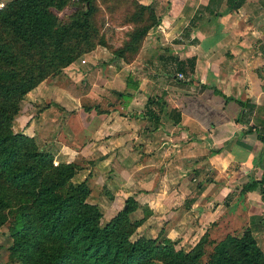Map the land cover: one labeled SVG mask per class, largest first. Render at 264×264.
I'll return each instance as SVG.
<instances>
[{"label": "crops", "instance_id": "crops-1", "mask_svg": "<svg viewBox=\"0 0 264 264\" xmlns=\"http://www.w3.org/2000/svg\"><path fill=\"white\" fill-rule=\"evenodd\" d=\"M138 1L158 24L134 61L116 66L104 47L85 54L83 96L44 80L26 96L68 115L27 124L28 114L23 132L53 139L62 161L85 156L74 178L102 179L114 201L145 198L146 224L156 218L168 237L195 239L225 220L239 235L256 230L264 248V200L245 188L264 179V0Z\"/></svg>", "mask_w": 264, "mask_h": 264}, {"label": "trees", "instance_id": "trees-1", "mask_svg": "<svg viewBox=\"0 0 264 264\" xmlns=\"http://www.w3.org/2000/svg\"><path fill=\"white\" fill-rule=\"evenodd\" d=\"M66 1L9 0L0 9V211L14 210L10 254L19 264H264L262 247L248 228L219 241L205 263L199 245L186 252L167 240H131L141 223L129 217L137 203L101 224L100 207L88 200L87 180L72 181L82 167L55 162L32 137L12 130L19 102L48 75L97 46L130 63L158 24L153 7L131 0L122 22L129 26L126 38L112 47L95 19L105 1L78 0L63 23L54 8L61 10ZM258 186L264 200V179L245 188Z\"/></svg>", "mask_w": 264, "mask_h": 264}, {"label": "rangeland", "instance_id": "rangeland-1", "mask_svg": "<svg viewBox=\"0 0 264 264\" xmlns=\"http://www.w3.org/2000/svg\"><path fill=\"white\" fill-rule=\"evenodd\" d=\"M8 1L9 0L5 1V5ZM97 1L102 2V0H97ZM104 1L105 4L102 5L106 8L107 11L104 10V7L101 5L100 6L101 10L100 12H98L99 15L96 16L95 19L99 27V33L104 34L106 42H108V44L112 47H117L121 45V42L126 38L125 32L129 28L128 25H122V22L125 15V11H124L125 6L126 4H129L131 0H120V1L104 0ZM78 6H79L78 0H67L66 4L62 7L61 10H56L54 8V11L59 16L60 21L65 23L71 19L73 13L76 11ZM97 47H104V46H97ZM104 48L109 51L108 54L110 55V57H114L110 49H107L106 47ZM85 54L81 55L74 62L68 64L67 66L58 68V70L48 75L44 80H47L49 82H55L56 84L67 85L72 90V92L74 93L76 92V94H78L79 96H83L84 92L86 91L87 85L85 80V73L81 70L82 69L81 66L83 65L82 66L83 68H87L90 65V63L87 61L85 63L84 58L88 59L87 56H84ZM115 59L117 60L116 66L118 65L121 66L123 65V63H125L122 59H117V58ZM100 60L104 61V58H101ZM27 93L24 95L22 101L19 102L18 113L14 116V119L12 121L11 128L13 131L21 132L25 134L23 132V129L26 127L28 122L35 117L38 118L41 112L45 113L44 116L49 115L51 117H54V119H56L58 122L61 123L67 117L68 112L63 111L58 106L52 105L51 102H46L45 100L36 102L37 97L32 95L26 96ZM32 97L35 100H32ZM85 98L86 100L88 99L87 96ZM87 101L83 100L84 104L88 103ZM28 114L31 115L29 116V120L27 121L26 124L25 117ZM34 132L37 133L38 130L35 129ZM27 136L32 137L35 143L41 149L54 155L55 162L57 163L65 162L62 161L60 156L56 157L55 155L56 153L54 154V151L51 150L53 146L48 142L54 141L53 139H44L39 136H30V135ZM53 149L55 150V152H57V148H53ZM86 161H87L86 157L83 156L82 158L80 157L78 161L76 160L73 162L80 165L83 169L86 167ZM80 177L81 176L78 175V177L73 178L72 181L81 182L83 180H87V178L80 179ZM88 185L90 186V195L88 200L89 202L95 203L100 207L102 212V218L100 220L101 224L107 223L112 217H114L117 214V212L121 211L126 205L134 208V204L137 203V206L135 205V208L132 209V211L130 212L129 217L131 221L133 222L141 221V223L130 236L131 240H135L140 236L153 239L156 241V244H163L167 240L168 242L172 243L176 249H182L186 252L195 249L199 245L201 251L200 261L202 263H205L209 260L210 255L213 252L214 246L219 241L223 240L228 235H233V236L239 235V233H237L236 231L237 229H235L237 227L236 225L233 227L226 226L225 220H223L224 224L222 228H218V227L213 228L212 225H214V222L212 220H209V222L206 224L208 226L206 227L204 225L203 226L204 230L200 232L198 237H196L195 239L191 237L190 234L184 237L180 236V233L178 235V232L175 233L174 235L170 234L169 232V235H171L172 237L171 236L168 237L167 229L164 226L162 227V224L157 225L156 224L157 222L155 221L156 218H152L155 222H153V220H150V222L146 224L147 222L145 221L151 215L152 211L144 204L145 198L140 197V199L137 200L133 196H128L127 198L118 199L114 201L113 197L110 196L109 189L103 183L102 179H95L92 182L88 183ZM13 212L14 210L12 209H6L0 211V264H19V262L15 260L14 256L10 254V247L13 241L11 237ZM239 221L243 223L242 219H240ZM166 223L167 220L165 216L164 224ZM250 232L251 234L254 235L256 233V230L255 231L250 230ZM262 250L264 252V248H262Z\"/></svg>", "mask_w": 264, "mask_h": 264}, {"label": "built area", "instance_id": "built-area-1", "mask_svg": "<svg viewBox=\"0 0 264 264\" xmlns=\"http://www.w3.org/2000/svg\"><path fill=\"white\" fill-rule=\"evenodd\" d=\"M5 1L6 0H0V9L4 7ZM178 77L179 78H183V74L182 73H178Z\"/></svg>", "mask_w": 264, "mask_h": 264}]
</instances>
